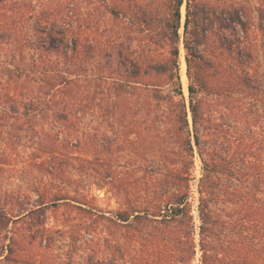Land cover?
<instances>
[{"label": "trees", "instance_id": "obj_1", "mask_svg": "<svg viewBox=\"0 0 264 264\" xmlns=\"http://www.w3.org/2000/svg\"><path fill=\"white\" fill-rule=\"evenodd\" d=\"M5 126L37 174L0 204V264H264V0H0Z\"/></svg>", "mask_w": 264, "mask_h": 264}, {"label": "rangeland", "instance_id": "obj_2", "mask_svg": "<svg viewBox=\"0 0 264 264\" xmlns=\"http://www.w3.org/2000/svg\"><path fill=\"white\" fill-rule=\"evenodd\" d=\"M246 7L251 8L252 10L256 8L259 4V0H243ZM252 16H254V22L256 24V13L253 11ZM257 38H261V33L259 32ZM184 51L183 49L180 50V65L183 62ZM184 63V62H183ZM185 72V68H184ZM180 79L182 83L183 92L187 95V77L184 74V77L181 75V66H180ZM7 126L0 128V204H4L8 211L13 212L12 214L15 215V199L19 198V201H22L24 206H30L32 203L33 196V183L34 177L37 174V171L33 168H30L23 163H21L25 156L27 155L26 151L19 150L18 161L15 164V139H13V143H11L10 147H7L6 143L10 142L8 140V135L5 134L7 130ZM124 158H117L116 161L119 164L123 163ZM196 174H198V163L196 164ZM69 173L66 174L63 184L61 187L63 190H66L70 194H77V193H86L91 199L92 204L96 208H101L103 210L114 209L117 207V200L116 198L110 197L111 195L107 193L106 186L99 187V185L94 184L95 179L92 176L88 175H80L76 173L75 170L70 169L67 170ZM71 175V177H69ZM47 178H42L43 183L48 185V188L55 190L58 188V184H52L51 182H45ZM56 183H58L56 181ZM41 184V183H40ZM194 186V183H193ZM9 212V213H10ZM61 210L58 211L60 214ZM58 213L55 215L46 213L45 222L48 226H60L61 225V217L58 216ZM54 216V217H53ZM15 219V217H13ZM8 235H11L10 230L12 233L14 232L15 237V222L9 223L8 227ZM7 243V239L5 241ZM67 244V239H59L56 242V247L54 253L50 254V252H45V257L48 258L50 261H53V258L56 257L57 260H63V254L65 253V245ZM38 250L37 244H32L25 247L24 253H21V258L26 259L27 262H31L34 259L33 253ZM62 250L64 252L62 253ZM55 254V255H54ZM81 253L78 251L75 253L74 257L76 258V262L79 260V255ZM15 257V253H14ZM3 264V262H1ZM15 264V262L11 263ZM23 264V263H22Z\"/></svg>", "mask_w": 264, "mask_h": 264}, {"label": "bare ground", "instance_id": "obj_3", "mask_svg": "<svg viewBox=\"0 0 264 264\" xmlns=\"http://www.w3.org/2000/svg\"><path fill=\"white\" fill-rule=\"evenodd\" d=\"M180 66H181V75H182V77H184V68H185V65L182 62Z\"/></svg>", "mask_w": 264, "mask_h": 264}, {"label": "water", "instance_id": "obj_4", "mask_svg": "<svg viewBox=\"0 0 264 264\" xmlns=\"http://www.w3.org/2000/svg\"><path fill=\"white\" fill-rule=\"evenodd\" d=\"M182 10H183V8H182ZM182 49V48H181ZM183 62H184V65H185V61H184V57H183ZM184 74H185V72H184ZM186 75V74H185Z\"/></svg>", "mask_w": 264, "mask_h": 264}]
</instances>
